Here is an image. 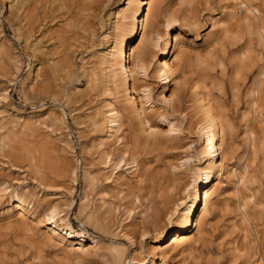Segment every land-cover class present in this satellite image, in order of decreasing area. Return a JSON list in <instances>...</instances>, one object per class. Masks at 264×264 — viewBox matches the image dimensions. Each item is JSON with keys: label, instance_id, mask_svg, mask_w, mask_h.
<instances>
[{"label": "rangeland", "instance_id": "obj_1", "mask_svg": "<svg viewBox=\"0 0 264 264\" xmlns=\"http://www.w3.org/2000/svg\"><path fill=\"white\" fill-rule=\"evenodd\" d=\"M244 1H156L151 27L163 35L162 51L155 49L147 77L133 76L130 91L146 111L144 125L124 104L120 83L115 90L106 81L103 64L113 39L126 34V20L113 27L126 0H0V264H162L164 233L178 229L169 216L196 212L189 169L205 161L196 157L204 96L224 128L226 172L200 241L168 252L164 264H264V0ZM164 17L176 23L163 29ZM187 18L196 24L185 25ZM174 37L184 52L168 81L156 68ZM257 96L259 112L251 103ZM112 109L120 110L121 128L106 140ZM245 166L247 189L235 190ZM19 200L35 214L23 222L15 220ZM51 208L97 239L98 249L84 254L49 241ZM114 247H123L121 256Z\"/></svg>", "mask_w": 264, "mask_h": 264}, {"label": "bare ground", "instance_id": "obj_2", "mask_svg": "<svg viewBox=\"0 0 264 264\" xmlns=\"http://www.w3.org/2000/svg\"><path fill=\"white\" fill-rule=\"evenodd\" d=\"M156 1L157 0H145L144 3H141V0H126V3L120 9H118L117 12L114 11V13L116 12L118 19L113 24V27H115V29H118V27L122 25L121 21L126 20V34H123L122 32L113 39V43L109 47V51L107 53L105 52L106 57L103 62V64L108 70L107 76H105L106 81L112 84L114 87L112 85L111 86L115 88V90L118 88V85H116V81L120 83L123 89L122 92L125 94L124 99L122 100L124 101V104L129 108V110L132 111V113L137 117L143 116L146 111L142 107L136 108V102L133 96L130 94V91L136 90V85L134 86L133 82V76L138 71H142L143 76L147 77L146 74L148 72L147 70L149 68L150 62L153 60L154 56H156L155 49L160 52L162 51L161 44L159 43V41L161 40L163 35L161 36L158 28L151 27V19L153 18V15L155 13ZM243 3L244 6H246L247 1L245 0ZM174 23H176V19L174 17H164L161 27L163 29H167L171 27V25ZM184 24L187 26H192L196 24V21L187 18L184 21ZM137 28H139L138 43L135 44L132 42ZM150 28H153V31L149 36V30H151ZM259 30L261 32L260 34L262 35V38L260 37L262 39L260 41L262 42L264 41V27L261 25L259 27ZM176 43H178L177 37H174L171 51L167 53L165 59L160 60V63L156 68V73L159 74L161 78L163 77L164 80L172 81L173 79H175L174 68L180 62L184 52L182 47L177 46ZM164 55L165 54L163 53V57ZM261 75H263L264 77V73H262ZM260 78L261 77H259V79ZM259 82L261 83V81ZM254 87L257 89V92H254V88L250 92H248V94L250 93L252 95L253 93H258L259 85L255 84ZM144 91H146V88ZM204 97L205 98L197 106L199 110L198 114L201 115V119L197 123L198 127L196 134L198 140H200L201 142V147L198 151H196V157L202 156L203 158H205V161L200 166L195 168L190 167L189 169V173L196 183L195 187H193L192 194L190 196V205L192 209L196 208V212L194 213L193 217L191 216L192 214L190 215L189 212V215L182 214L179 217H176V220L173 218V215L175 213L169 216V224L177 225L178 229H176L175 231H167L164 233L165 240L163 244L158 247L160 251L159 259L162 264L166 262L165 258L167 257L166 255L168 252H172V250L175 249L183 250L185 247L197 244L200 241V237L203 235L204 230L203 220L208 214V212L211 210V199L216 193L219 186L222 184L221 179L223 176V172H226V159L224 158V155L219 152V146L224 136V128L221 124L220 117L217 111H215V108L212 107L210 101H208L207 99V96ZM171 99L172 95L167 98V102H169ZM257 99L259 100L260 97L257 96L256 99H254L251 103L253 109L258 111V109L260 108V104L258 105V103L260 102H257ZM257 111L255 113L259 112ZM119 112L120 110L118 111V109H112L105 114L104 128H106V140H114L121 128V114ZM145 120L146 117L143 116L142 123L144 125L148 124V122H145ZM261 120H258V122H262ZM170 125L171 130L177 129L174 122L171 121ZM247 129L249 130V128ZM157 132L158 131H156L155 128L148 127L147 134L149 136L157 137L159 133ZM247 133V138L251 139L250 149H252L253 156H256V152L257 150L259 151L260 146H256L258 145V142H256L257 139H255L256 136L251 131ZM105 161H107V157H104V164L107 163ZM187 161L188 159L184 161L183 165L187 164ZM247 169V166H245L242 169L241 173L238 174L237 183L234 185L235 190H238L241 187L245 188L247 179L245 180L244 175ZM234 172L237 173L236 169L234 170ZM197 205L198 208L196 207ZM24 206L25 202L23 200H19L17 202L15 206V208L18 210L15 216L16 221L19 220L23 222V220L25 221V218L28 214H30L31 216L35 215L33 211L31 212L30 209L26 208L27 206ZM62 215V212L56 208H51L47 211L44 220V224L47 227L46 231H44V234L48 238V240L56 241L57 244L61 246H65L67 244V247H69V249H73L74 246H79V250L84 254H90L92 251H96V249H98V240L94 237L85 236L82 233L74 231L68 223L64 222V219H62ZM247 217L248 216H246L245 214L246 220ZM244 219H242L243 223L246 221H244ZM12 220L15 221L14 219ZM114 248L116 254L121 256L123 253V247Z\"/></svg>", "mask_w": 264, "mask_h": 264}]
</instances>
